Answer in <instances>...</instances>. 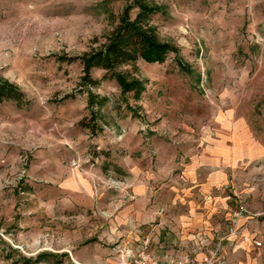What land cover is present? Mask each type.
Instances as JSON below:
<instances>
[{
  "label": "rangeland",
  "instance_id": "1",
  "mask_svg": "<svg viewBox=\"0 0 264 264\" xmlns=\"http://www.w3.org/2000/svg\"><path fill=\"white\" fill-rule=\"evenodd\" d=\"M131 1L0 0V76L24 93L0 101V264H112L108 233L136 198L128 171L160 175L172 197L203 129L207 156L231 167L222 231L253 220L264 263V0H151L178 52L120 67L145 80L139 98L104 69L87 85L81 60L61 59L106 41ZM90 86L107 97L96 121Z\"/></svg>",
  "mask_w": 264,
  "mask_h": 264
},
{
  "label": "crops",
  "instance_id": "2",
  "mask_svg": "<svg viewBox=\"0 0 264 264\" xmlns=\"http://www.w3.org/2000/svg\"><path fill=\"white\" fill-rule=\"evenodd\" d=\"M193 140L186 162L177 167L180 172L173 181L170 198H163L164 188L155 183L160 175L155 177L142 168L128 171L136 198L119 210L113 220L114 231L120 227L122 232L108 233V239L115 243L129 239L138 245L141 236L148 234L153 251L159 256L203 258L221 245L230 264H264L256 245L260 236L248 226L253 225V220L248 224V217L241 219L238 236L222 231L225 197L218 189L229 181L231 167L218 164L217 157L207 156V129ZM225 240L228 241L225 243ZM111 254L110 259H115L116 244ZM98 261L82 258L81 264Z\"/></svg>",
  "mask_w": 264,
  "mask_h": 264
},
{
  "label": "trees",
  "instance_id": "3",
  "mask_svg": "<svg viewBox=\"0 0 264 264\" xmlns=\"http://www.w3.org/2000/svg\"><path fill=\"white\" fill-rule=\"evenodd\" d=\"M136 13L133 16V10ZM164 8L151 0H133L123 10L120 22L106 36V41L98 47L82 55L64 56L62 60H81L84 66V83L95 86L100 83L92 75L95 68L104 69L105 77L115 78L122 92H133L139 98L145 89V80L131 75L120 67L135 64L140 58L148 62H164L169 53L178 52V48L171 42L161 39L153 18L163 13ZM88 88V107L93 111L94 121L99 118V111L95 107H102L107 97H102ZM24 99L23 91L18 85L0 76V101ZM42 258V255H40ZM39 258V259H40ZM26 264H38L37 260L25 258Z\"/></svg>",
  "mask_w": 264,
  "mask_h": 264
},
{
  "label": "built area",
  "instance_id": "4",
  "mask_svg": "<svg viewBox=\"0 0 264 264\" xmlns=\"http://www.w3.org/2000/svg\"><path fill=\"white\" fill-rule=\"evenodd\" d=\"M250 213L246 206L240 204L238 213L241 215ZM241 229L238 223L230 226L229 235H240ZM262 240H257L256 245L261 246ZM112 264H230L221 245L214 247L209 254L203 258H198L192 255L177 256V255H157L152 248V238L150 235H142L138 245H135L131 240L126 239L117 242L116 257Z\"/></svg>",
  "mask_w": 264,
  "mask_h": 264
}]
</instances>
